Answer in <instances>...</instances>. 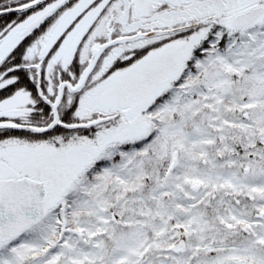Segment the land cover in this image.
<instances>
[{"label":"snow or ice","instance_id":"obj_1","mask_svg":"<svg viewBox=\"0 0 264 264\" xmlns=\"http://www.w3.org/2000/svg\"><path fill=\"white\" fill-rule=\"evenodd\" d=\"M0 264H264V0H0Z\"/></svg>","mask_w":264,"mask_h":264}]
</instances>
